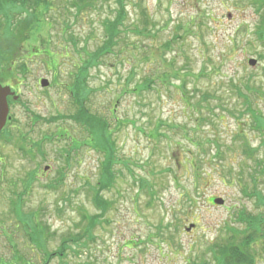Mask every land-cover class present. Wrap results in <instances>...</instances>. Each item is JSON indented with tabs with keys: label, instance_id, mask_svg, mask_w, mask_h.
I'll list each match as a JSON object with an SVG mask.
<instances>
[{
	"label": "rangeland",
	"instance_id": "1",
	"mask_svg": "<svg viewBox=\"0 0 264 264\" xmlns=\"http://www.w3.org/2000/svg\"><path fill=\"white\" fill-rule=\"evenodd\" d=\"M52 1L53 11L40 15L43 26L28 41L0 31V57H16L11 66L0 62V80L12 71L9 85L19 97L0 139V264L211 260L210 247L226 243L225 228L242 227L239 212L264 215L251 197L264 196V127L252 114L264 118L258 0H131L130 28L119 47L96 60L105 42L101 22L116 16L115 4L109 0L74 18L67 4ZM141 6L151 20L146 25ZM19 20L14 16L12 24ZM7 21L0 17V27L9 28ZM87 56L85 85L73 97L69 86ZM40 78L49 82L46 89ZM144 81L149 87L138 91ZM83 104L106 120L113 144L112 182L100 194L108 203L103 213L89 188L101 179L108 147L94 148L78 111ZM34 171L38 183L28 176ZM83 213L102 217L94 241L78 253L61 243L82 232ZM38 227L49 234L40 236ZM262 246L251 247L257 264H264ZM63 250L61 261L50 260Z\"/></svg>",
	"mask_w": 264,
	"mask_h": 264
},
{
	"label": "trees",
	"instance_id": "2",
	"mask_svg": "<svg viewBox=\"0 0 264 264\" xmlns=\"http://www.w3.org/2000/svg\"><path fill=\"white\" fill-rule=\"evenodd\" d=\"M52 0H0V17H4V19H7L6 25L10 26L9 28H1L0 31L3 32V35L6 34L7 37L10 39L17 40L18 37L22 39L24 42L28 41L30 39V35L33 31V28H42L43 23H40L41 16L47 17L49 16L50 12H52ZM61 2H64L67 4L66 8L68 12L70 10H74V18L77 17V15H80L81 13L85 11H91L100 8L102 5H108L109 0H59ZM258 1L261 2V5L258 6ZM255 3V6L257 10L264 11V0H258ZM115 4V7H117L116 10V16L113 18H105L101 22V28L104 30V45L102 48H100L97 52L98 54L93 57V59L103 55L106 52H115L120 44L119 41H122V34L124 28H130L127 27V23L130 21V13L128 11V5L131 3V0H112ZM134 10L137 5H134ZM255 8V7H254ZM141 19L145 22V25L147 22L150 23L151 20L148 18V13L146 8L142 7L140 8L139 12ZM14 16L20 17V19L15 23V25L12 24V19H14ZM260 27L257 29V35L259 38H264V14L263 17H261ZM48 28H50L51 23H48ZM47 26H45L46 28ZM132 28V27H131ZM5 35V36H6ZM72 38V37H71ZM166 45L168 46L167 49L171 48L172 43L167 42ZM7 57H0V62L7 63V66H11L14 64L15 61V55L14 54H6ZM15 57V58H14ZM87 60H89L87 56ZM92 60L87 61L82 67L79 69V73L74 75V82L73 85L69 86L72 90V96L75 97V90L79 89L82 84L83 87L85 85V77L87 76L85 71L89 69V64ZM48 63V62H47ZM22 67L19 66L18 69ZM4 77L0 81H4L6 83L12 81V71L11 72H5ZM165 78V77H164ZM3 82V83H4ZM149 87L148 81H144L140 85L137 86L138 91L142 89H147ZM78 91V90H77ZM80 91V90H79ZM137 91V90H136ZM74 102H76L74 100ZM242 107H244V101H242L241 104ZM196 107L198 109L202 110L201 104L197 103ZM78 111L81 112L82 117L81 119L83 122L86 120L87 129L89 132V138L94 143V148L100 150L105 149V147H108L106 150H104V154H106L105 162L102 165L101 173H100V180L97 183V187H90L89 191L92 194V203L95 206L96 209L100 210L101 212L105 211L107 209L108 203L105 202L101 197V192L105 191L108 188V185L112 182V171L111 166L114 163V152L112 151V143L107 139V136L109 137V133L107 132L108 124L106 123V120L99 118L97 116H93V114L89 113L88 109L84 107V104L81 106L79 105ZM256 116V119L258 120L259 127H264V118H259L257 114L252 113ZM232 116V115H231ZM80 118V117H79ZM199 120L202 122L206 121V118L201 116L199 117ZM102 134V135H101ZM3 135L0 136L2 138ZM103 137L105 140L106 145L103 143L101 144L99 142L98 137ZM96 142V143H95ZM89 143L90 140H89ZM103 145V146H102ZM196 146L199 148V144L197 143ZM100 148V149H99ZM102 151V150H100ZM63 157V156H62ZM188 159H186L185 163H187ZM189 165V163H187ZM193 167V164H192ZM194 170V167H193ZM62 171V170H61ZM59 179L64 178L63 171L59 174ZM143 187L150 186L149 182L142 181ZM252 198H255L257 205H263L264 206V196L259 195H253ZM20 201V200H19ZM193 201H190V204H192ZM102 212V213H103ZM15 215L16 212H14ZM239 217L237 216V220L242 227L236 228V227H230L225 228L226 230V243L225 244H218L216 241L212 247H210V258L211 260L205 261L203 264H257L256 258L258 256H253L251 253V247L253 250L260 247L264 244V215H251V214H243L238 213ZM102 216L94 215L89 216L86 213H83L82 217V232L72 236L70 235L69 238L64 239L62 241V245L65 246L66 243H69L75 247L72 248V251L77 250L78 253H82L84 250H87L89 247L88 241H94V235L92 233V230L94 229V225L99 222V219ZM38 231L40 236H43L45 233L43 229L40 227L35 230V232ZM34 232L29 231V238L31 240L32 235ZM262 242V243H261ZM212 245V244H211ZM210 245V246H211ZM78 247V248H76ZM81 247L83 249H81ZM264 247V246H262ZM264 249V248H263ZM60 252V251H59ZM56 253L54 255H51L50 260H53L54 258H58L61 261V258L63 257L62 254H65V250L61 251L60 253ZM73 255L76 254V252L72 253Z\"/></svg>",
	"mask_w": 264,
	"mask_h": 264
},
{
	"label": "water",
	"instance_id": "3",
	"mask_svg": "<svg viewBox=\"0 0 264 264\" xmlns=\"http://www.w3.org/2000/svg\"><path fill=\"white\" fill-rule=\"evenodd\" d=\"M250 66H255L256 62L255 61H250L249 62ZM48 82L47 81H42L41 86L42 87H47ZM13 97L14 93L11 92L9 87H4L0 85V132L4 128L7 120V115H8V104H7V98L8 97ZM16 99V98H14ZM213 203L215 205H221L222 202L220 200H214ZM193 228V225H191L188 229L187 232H189Z\"/></svg>",
	"mask_w": 264,
	"mask_h": 264
},
{
	"label": "flooded vegetation",
	"instance_id": "4",
	"mask_svg": "<svg viewBox=\"0 0 264 264\" xmlns=\"http://www.w3.org/2000/svg\"><path fill=\"white\" fill-rule=\"evenodd\" d=\"M54 76H55V74H54ZM41 80V78L39 79V81ZM9 85V84H8ZM12 89H13V91L15 92V94H16V90H15V88H13L12 87V85H9ZM36 86H38V83L36 84ZM17 95V94H16ZM12 99V98H11ZM19 100V99H18ZM11 120H12V117H11V115H9V119H8V121H7V123H10L11 122ZM5 141V143L6 142H8L9 141V139L7 138V139H5L4 140ZM21 147L19 146L17 149H19L20 150V153L22 154V156L24 155V151H22V149H20ZM1 162H2V160H1ZM30 178H32V182H36V183H38V179L40 178L39 176H38V174L37 173H35V171L34 172H32L31 174H29L28 175ZM41 179V178H40ZM10 192V191H9ZM22 193V192H21Z\"/></svg>",
	"mask_w": 264,
	"mask_h": 264
},
{
	"label": "bare ground",
	"instance_id": "5",
	"mask_svg": "<svg viewBox=\"0 0 264 264\" xmlns=\"http://www.w3.org/2000/svg\"><path fill=\"white\" fill-rule=\"evenodd\" d=\"M9 119V118H8Z\"/></svg>",
	"mask_w": 264,
	"mask_h": 264
}]
</instances>
